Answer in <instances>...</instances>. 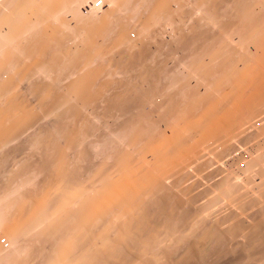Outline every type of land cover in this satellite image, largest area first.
<instances>
[{
    "label": "bare ground",
    "instance_id": "obj_1",
    "mask_svg": "<svg viewBox=\"0 0 264 264\" xmlns=\"http://www.w3.org/2000/svg\"><path fill=\"white\" fill-rule=\"evenodd\" d=\"M236 257L264 264V0H0V264Z\"/></svg>",
    "mask_w": 264,
    "mask_h": 264
},
{
    "label": "rangeland",
    "instance_id": "obj_2",
    "mask_svg": "<svg viewBox=\"0 0 264 264\" xmlns=\"http://www.w3.org/2000/svg\"><path fill=\"white\" fill-rule=\"evenodd\" d=\"M82 6L84 7V5H82ZM86 6H87V5H85V7L83 8V10H84V9L86 10V8H87ZM158 31L161 32L162 30L160 29V30H158ZM173 34H175V33H171V36H172V37H173V36H176V34H175V35H173ZM163 36H164V35H163ZM167 36H170V34H169V35L167 34ZM33 157H34V158H32V161L35 160V159H36V160L39 159V158H37V157H35V156H33ZM1 239H2V238H1ZM4 243H5L4 245H6L8 242H7V243L4 242ZM234 259H235V258L228 259L229 262H228V261H226V262H227L228 264H233V263L237 262V261L234 262V261H233ZM236 259H237V257H236ZM238 259H240V258H238ZM238 259H237V260H238ZM220 261H221V262H225L224 260H220ZM240 261L242 262L243 260L240 259V260L238 261L239 264L241 263ZM218 263H219V262H216L215 264H218ZM227 263H224V264H227ZM213 264H214V263H213ZM220 264H222V263H220ZM236 264H237V263H236Z\"/></svg>",
    "mask_w": 264,
    "mask_h": 264
}]
</instances>
